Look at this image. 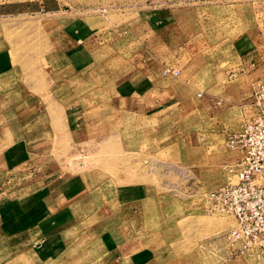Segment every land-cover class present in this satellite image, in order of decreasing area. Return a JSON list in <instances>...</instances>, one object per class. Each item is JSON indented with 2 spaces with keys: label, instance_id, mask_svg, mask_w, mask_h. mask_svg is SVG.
<instances>
[{
  "label": "rangeland",
  "instance_id": "obj_1",
  "mask_svg": "<svg viewBox=\"0 0 264 264\" xmlns=\"http://www.w3.org/2000/svg\"><path fill=\"white\" fill-rule=\"evenodd\" d=\"M198 2L238 4V32L253 35L229 57L193 58L185 23ZM263 83L264 0H0V182L20 197L24 185L5 174L25 170L43 188L36 207L74 219L64 264H101L88 232L135 196L160 250L195 242L218 261L224 248L206 243L236 221L206 213L204 198L236 182L227 138L256 112ZM7 246L0 236V254ZM14 261L27 264L17 252Z\"/></svg>",
  "mask_w": 264,
  "mask_h": 264
},
{
  "label": "crops",
  "instance_id": "obj_2",
  "mask_svg": "<svg viewBox=\"0 0 264 264\" xmlns=\"http://www.w3.org/2000/svg\"><path fill=\"white\" fill-rule=\"evenodd\" d=\"M244 10L238 4L205 5L203 2H198L197 5L189 8L190 14L195 17L185 23L186 28L189 25V31H185L184 45H189V53H196L192 54V57L223 58L230 56L228 54L233 52V47L235 51H238L239 44L244 42V38L247 39L253 35V31L249 30L241 34L238 32V19L240 13L245 16ZM248 15L247 10L246 18ZM192 40L204 44V50L192 52ZM217 43H223L230 49H224V47L221 51L209 49ZM167 70L169 69L164 70L165 75ZM173 74L178 75L179 70H173ZM144 83L152 87L153 81L148 75L136 81V89L140 88L141 94H143ZM5 178L9 180L8 184H14L12 182L17 180L24 186L17 187L15 192L20 196L17 197L13 196L16 184L15 186L5 185L0 182V236L6 239L8 245L0 254V264H15L16 252L26 258L27 264L67 263L64 261L63 248L73 228L71 222L74 219L69 216L52 219L45 206L36 207V204L40 206L47 203L46 200L37 201L34 197L37 190L41 193L43 188L32 189L30 175L25 170L11 169L10 176L6 173ZM12 188L13 190H10ZM44 189H47L46 186ZM9 190L12 194H8ZM119 200L126 206L124 212L116 214L117 219L106 214L102 220L104 223L97 228L94 226L93 228L97 230H92L87 235L88 240L93 242L95 238H99V249L95 253L100 258L101 264H253L247 256L239 254L240 251L236 245L229 246L224 237L206 243V248L217 246L224 248L222 251L225 258L219 257L218 261L209 256L206 251L205 253L199 251L195 242L188 251L160 250L159 241L153 236L154 230L146 224L147 215L139 212L142 198L123 197ZM113 221L118 223L111 224Z\"/></svg>",
  "mask_w": 264,
  "mask_h": 264
},
{
  "label": "built area",
  "instance_id": "obj_3",
  "mask_svg": "<svg viewBox=\"0 0 264 264\" xmlns=\"http://www.w3.org/2000/svg\"><path fill=\"white\" fill-rule=\"evenodd\" d=\"M253 104L256 112L227 138V145L239 153L236 182L211 190L204 201L206 213L235 219V226L222 234L229 246L260 259L264 256V83L254 92Z\"/></svg>",
  "mask_w": 264,
  "mask_h": 264
}]
</instances>
